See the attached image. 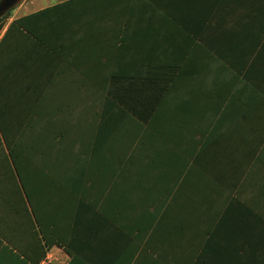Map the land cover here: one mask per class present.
I'll list each match as a JSON object with an SVG mask.
<instances>
[{
  "label": "crops",
  "instance_id": "0c3cea01",
  "mask_svg": "<svg viewBox=\"0 0 264 264\" xmlns=\"http://www.w3.org/2000/svg\"><path fill=\"white\" fill-rule=\"evenodd\" d=\"M233 2L201 38L178 31L145 90L114 79L107 42L60 57L18 34L1 42L19 17L4 26L0 96L33 99L21 110L74 150L57 176L74 178L75 264H264V0ZM69 194L44 188L58 211ZM70 259L53 248L51 264Z\"/></svg>",
  "mask_w": 264,
  "mask_h": 264
},
{
  "label": "trees",
  "instance_id": "16d2710c",
  "mask_svg": "<svg viewBox=\"0 0 264 264\" xmlns=\"http://www.w3.org/2000/svg\"><path fill=\"white\" fill-rule=\"evenodd\" d=\"M233 4V0H66L13 20L1 42L18 34L24 43L38 44L60 57L65 52L61 47L77 41H96L101 49L107 42L113 50L103 55L114 61V79L128 78L131 90L139 86L145 90V84H154L149 74L164 70L160 60L168 57L178 31L201 38L202 29L217 22L220 8ZM1 19L0 34L5 26ZM125 59L131 66L122 69ZM32 101L0 96V264H38L32 253L42 260L55 247L70 256L68 264H75L81 220L74 207V178L57 176L74 169L73 161L59 160L58 155L74 150L65 141H46L42 115L21 110L20 105ZM137 103L131 98L132 105ZM133 115L139 118L138 113ZM60 185L69 188L72 203L65 212L50 208L44 195L45 187Z\"/></svg>",
  "mask_w": 264,
  "mask_h": 264
},
{
  "label": "rangeland",
  "instance_id": "374dc122",
  "mask_svg": "<svg viewBox=\"0 0 264 264\" xmlns=\"http://www.w3.org/2000/svg\"><path fill=\"white\" fill-rule=\"evenodd\" d=\"M62 0H23L19 5L14 7L10 12L4 15L1 19L3 20L5 25L11 20L16 17H19L29 11H33L35 9L42 8L47 6L51 3H55Z\"/></svg>",
  "mask_w": 264,
  "mask_h": 264
},
{
  "label": "water",
  "instance_id": "95a60500",
  "mask_svg": "<svg viewBox=\"0 0 264 264\" xmlns=\"http://www.w3.org/2000/svg\"><path fill=\"white\" fill-rule=\"evenodd\" d=\"M23 0H0V19Z\"/></svg>",
  "mask_w": 264,
  "mask_h": 264
},
{
  "label": "built area",
  "instance_id": "2783aa9c",
  "mask_svg": "<svg viewBox=\"0 0 264 264\" xmlns=\"http://www.w3.org/2000/svg\"><path fill=\"white\" fill-rule=\"evenodd\" d=\"M48 254H49V257L47 258V261H46L45 264H51V259L53 258V249H51V250L48 252ZM48 254H47V255H48Z\"/></svg>",
  "mask_w": 264,
  "mask_h": 264
}]
</instances>
